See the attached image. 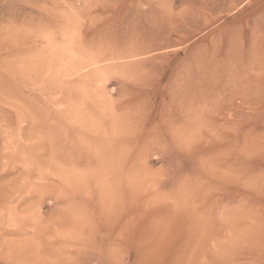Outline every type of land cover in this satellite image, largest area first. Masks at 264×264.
<instances>
[{
    "label": "rangeland",
    "instance_id": "rangeland-1",
    "mask_svg": "<svg viewBox=\"0 0 264 264\" xmlns=\"http://www.w3.org/2000/svg\"><path fill=\"white\" fill-rule=\"evenodd\" d=\"M0 264H264V0H0Z\"/></svg>",
    "mask_w": 264,
    "mask_h": 264
},
{
    "label": "bare ground",
    "instance_id": "bare-ground-1",
    "mask_svg": "<svg viewBox=\"0 0 264 264\" xmlns=\"http://www.w3.org/2000/svg\"><path fill=\"white\" fill-rule=\"evenodd\" d=\"M99 152H101V151H99ZM99 154V153H98ZM94 155V154H93ZM104 155H105V153H104ZM102 156V155H101ZM100 156V157H101ZM99 157V156H98ZM98 157H97V159L95 160V162H96V166H97V169H95L96 170V174H95V176H94V178L91 180V181H93V180H97V181H100V179H101V175H102V172L101 173H99V171H100V169L101 170H103L102 168H99L98 167V164L100 163V158L98 159ZM101 158H103V157H101ZM103 160V159H102ZM66 161H70V159H66L65 160V162ZM81 162V161H80ZM91 162V161H90ZM95 162H93V163H95ZM66 163H68V162H66ZM76 163V162H75ZM77 165V164H76ZM101 165V164H100ZM67 169V168H66ZM91 170H93V169H91ZM63 172V171H62ZM105 172V171H104ZM119 172V171H118ZM118 172H115V171H113L112 170V178L113 179H111V181H109V182H111L110 183V185L111 186H113L112 184H113V181L114 180H116V178H117V176H118ZM127 173H128V171H127ZM127 173H126V175H127ZM104 174V173H103ZM110 175V174H109ZM61 177H63V176H61ZM61 177H59V178H61ZM126 177V176H125ZM64 178V180L62 181L63 183V185L65 184V188H64V190H67V188H69L71 185H73L74 183H73V180H72V178H70V177H68V176H66V177H63ZM118 181V180H117ZM116 181V182H117ZM76 182V181H75ZM77 186H78V183H75ZM101 195V194H100ZM95 196V195H94ZM108 196H110V195H108ZM106 198V197H105ZM109 201H110V203L111 202H116L117 200V197H115V196H113V195H111L109 198H107ZM97 213V212H96Z\"/></svg>",
    "mask_w": 264,
    "mask_h": 264
}]
</instances>
